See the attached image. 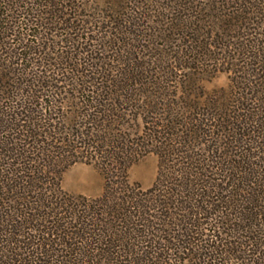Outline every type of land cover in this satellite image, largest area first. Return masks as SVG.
Here are the masks:
<instances>
[{
    "label": "trees",
    "instance_id": "1",
    "mask_svg": "<svg viewBox=\"0 0 264 264\" xmlns=\"http://www.w3.org/2000/svg\"><path fill=\"white\" fill-rule=\"evenodd\" d=\"M98 4L0 0V264H264V0ZM220 59L234 93L192 97Z\"/></svg>",
    "mask_w": 264,
    "mask_h": 264
},
{
    "label": "rangeland",
    "instance_id": "2",
    "mask_svg": "<svg viewBox=\"0 0 264 264\" xmlns=\"http://www.w3.org/2000/svg\"><path fill=\"white\" fill-rule=\"evenodd\" d=\"M73 1H75V3H83L86 6L90 4L91 5L90 9L87 8V10H81L82 13H85L87 15H91L92 10L94 11L95 14L100 13L101 15L102 13H105L104 12L105 8L101 7L98 3L100 2V4L102 5L107 0H73ZM150 4L151 3H149L148 6ZM149 8L152 11L148 9L147 10L148 15H150V13H153V15L158 13V12H154V10L164 12L163 10H160L161 9L160 5L157 6L150 5ZM163 20L164 21H162L160 24L157 25L152 24V26L156 28L163 27L167 19L164 18ZM231 33L232 35H234V37L241 35L246 39L252 38V33L254 34L253 31L244 32L243 30L231 32ZM151 39H153V37ZM154 41H155L154 43L161 48L160 45H163V40L158 37V38H154ZM238 41L239 40H237V43ZM233 54L235 56H238V52H233ZM145 60H147V58ZM206 65H209V67H206ZM206 65L203 66L204 69L203 73L199 75L198 77L199 79L196 82V85H199V88L193 90L194 94H192V97L204 99L206 97H210V95H214L215 97H217L218 95H220V93H222V95H230L232 92L234 93V91L236 90V84L235 86L234 83L233 85H231L232 84L231 79L234 73L227 70L228 64L226 63V61L223 62L220 59L215 62L212 61L211 63ZM146 67L147 69L150 67L151 70L153 69V67L156 66L150 65L148 67V65L146 64ZM168 79L170 81L172 80L176 81L177 77L175 79V75H173L172 77H168ZM158 161H159L158 156L154 153H150L143 157H140L128 169L129 181L131 183L139 184L141 188L144 190L150 188L154 184L157 177ZM88 162L89 161L86 159H84L83 161H78L75 164L71 165L63 174L62 188L67 193L72 195H84L88 197H95L102 194L104 187L103 173L98 167Z\"/></svg>",
    "mask_w": 264,
    "mask_h": 264
}]
</instances>
